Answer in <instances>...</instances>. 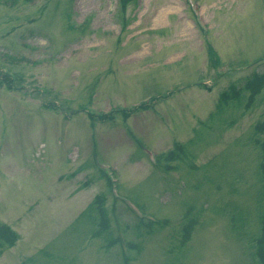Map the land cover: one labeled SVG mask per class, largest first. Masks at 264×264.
I'll return each mask as SVG.
<instances>
[{"label": "rangeland", "instance_id": "rangeland-1", "mask_svg": "<svg viewBox=\"0 0 264 264\" xmlns=\"http://www.w3.org/2000/svg\"><path fill=\"white\" fill-rule=\"evenodd\" d=\"M255 72L264 0H0V264H264Z\"/></svg>", "mask_w": 264, "mask_h": 264}, {"label": "trees", "instance_id": "trees-1", "mask_svg": "<svg viewBox=\"0 0 264 264\" xmlns=\"http://www.w3.org/2000/svg\"><path fill=\"white\" fill-rule=\"evenodd\" d=\"M139 0H118L120 8L125 12L129 6L133 3H138ZM210 53L213 57L217 58V54L215 50L210 47ZM245 89L250 90L252 99L262 93L264 88V73L260 74L258 72L253 73L252 77L248 79L245 83ZM232 92L225 91L221 96L222 102H226L229 99L239 97L238 88L236 86H232ZM259 130L264 132V122L259 125ZM263 145V152H264V140L262 141ZM264 165V164H263ZM104 202H105V195L99 194L97 195L94 200L92 201L91 207H96L100 216L105 218V211H104ZM107 222V221H106ZM18 238V233H15L11 227L7 224L0 223V245L4 246L7 243L8 246H13ZM5 242V243H4ZM259 253L261 257L264 259V238L260 242Z\"/></svg>", "mask_w": 264, "mask_h": 264}]
</instances>
